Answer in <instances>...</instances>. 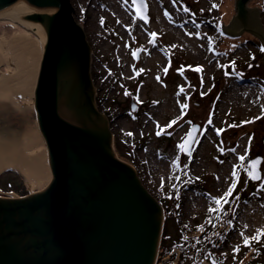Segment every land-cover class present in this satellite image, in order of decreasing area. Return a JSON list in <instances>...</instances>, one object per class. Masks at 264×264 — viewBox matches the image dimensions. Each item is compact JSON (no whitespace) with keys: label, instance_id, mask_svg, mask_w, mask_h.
<instances>
[{"label":"rangeland","instance_id":"1","mask_svg":"<svg viewBox=\"0 0 264 264\" xmlns=\"http://www.w3.org/2000/svg\"><path fill=\"white\" fill-rule=\"evenodd\" d=\"M70 1L91 49L95 105L108 117L114 151L158 198L165 197V242L180 239L190 226H206L214 239L226 235L215 248L226 264H245L261 251L264 264V233L258 232L264 229V161L257 182L250 180L247 162L264 158V43L257 32L224 28L239 0H145L147 24L132 0ZM245 7L258 11L264 36V0ZM4 24L2 38L20 35ZM3 55L0 77L13 69L9 53ZM23 100L0 97V140L15 144L41 133L35 106L31 110V99ZM193 124L200 131L185 154L179 145ZM15 179L19 190L0 188V194L18 198L47 188H30L21 175ZM203 231H188L187 238ZM163 250L160 243L156 264H186L181 251L163 256ZM173 253L179 257L171 260Z\"/></svg>","mask_w":264,"mask_h":264},{"label":"water","instance_id":"2","mask_svg":"<svg viewBox=\"0 0 264 264\" xmlns=\"http://www.w3.org/2000/svg\"><path fill=\"white\" fill-rule=\"evenodd\" d=\"M247 1L237 2L238 13L224 28L257 32L264 43L258 11L245 7ZM17 2L40 13L25 19L41 22L47 34L34 106L53 181L26 197H0V264H156L164 208L114 151L108 117L95 105L91 49L71 1L0 0V10ZM49 6L57 8L52 15ZM134 11L149 23L145 0H136ZM141 53V48L135 52L136 60ZM65 91L78 124L59 113ZM137 107L132 102V110ZM199 131V124L190 127L185 154L192 152ZM257 157L260 179L250 177L254 182L263 176L264 158L252 159Z\"/></svg>","mask_w":264,"mask_h":264},{"label":"bare ground","instance_id":"3","mask_svg":"<svg viewBox=\"0 0 264 264\" xmlns=\"http://www.w3.org/2000/svg\"><path fill=\"white\" fill-rule=\"evenodd\" d=\"M47 9L49 15L57 10L53 6ZM32 14L40 13L22 2L0 10V20H6L2 24H11L12 28L16 29V33L20 34L15 35L9 41L0 36V63L6 51L11 56L13 66L10 76L0 77V97L31 99L30 105L27 106L31 110L34 108V92L47 42L44 25L41 22L25 19L26 16ZM68 101L69 97L65 91L61 94L59 113L65 120L78 124L79 121L75 119L77 117L70 111ZM9 169L18 172L30 188L48 186L52 183L50 157L42 132L28 134L22 142L15 144L0 140V176ZM203 264H208V262L204 261Z\"/></svg>","mask_w":264,"mask_h":264},{"label":"trees","instance_id":"4","mask_svg":"<svg viewBox=\"0 0 264 264\" xmlns=\"http://www.w3.org/2000/svg\"><path fill=\"white\" fill-rule=\"evenodd\" d=\"M118 142L119 141L116 140L117 145L119 144ZM6 174L9 175L10 177H9V179H7L6 184L4 186V189L19 190V187L15 181L16 180L15 177L18 178V175L15 174L14 172H11V171H7L4 175H6ZM12 175H14L15 177H13ZM20 186H21L22 191L27 190L25 183L21 184ZM148 190L158 199L159 202H161L163 204L164 209L168 213V209L166 208L167 204L164 202L165 199H163L165 197L160 198V196H159V198H158L156 193H153L150 190V188H148ZM25 194H27V193H24L22 195H25ZM164 203H165V205H164ZM180 208H181V205H180ZM177 218H181V217L178 216ZM183 225H188V224L184 223L181 226H183ZM192 230H195V231L204 230V231H203V234L198 236V237L194 236L191 238H187L186 233H188V231H192ZM185 231L183 232V237H181L180 239L173 238V242L170 244H167L165 242L166 238H168L167 237L168 234L166 235V231H164V235H163L162 242H161V248H164L163 253H162L163 256H167L174 249H177V250L181 251L180 259H181L182 263L185 262L186 264H200L203 260H207L211 264H214V262H215V264H226V259L222 258V255L215 253V248H216L218 243H224L225 244L227 242V238L225 237L226 235L221 234V235L217 236V239H214V237L212 235V231L209 230L208 227H206V226H204V227H202V226H199V227L190 226ZM250 250H252V248L249 249L247 251V253ZM262 253L263 252L261 251L260 256L262 255ZM260 256L258 255V252H255V253L252 252L250 260L247 261L245 264H260V262L258 260ZM175 258H176V254L173 253L171 255V260H173Z\"/></svg>","mask_w":264,"mask_h":264},{"label":"snow or ice","instance_id":"5","mask_svg":"<svg viewBox=\"0 0 264 264\" xmlns=\"http://www.w3.org/2000/svg\"><path fill=\"white\" fill-rule=\"evenodd\" d=\"M132 2H133V6L135 7V6H136V0H132ZM152 35L155 36L156 33H152ZM179 147L183 149V148H185V144H184V143H181V144L179 145ZM240 159H241V161H243V160H244V157L241 156ZM259 162H260V158H259V157L255 158V159H250V160H249V163H250V165L252 166V168H253L254 170L249 171L248 174H249V176L252 177L253 179H260V177H258V175H257V172L255 171L257 165L259 164ZM233 175H236V173L233 172ZM230 187H231V186H230ZM261 187H264V185H261ZM228 194H229L228 192H225V193H224L225 196H227ZM213 199L216 200L217 203H219V201H220L221 199H223V197H214ZM229 223H231V221H229ZM198 227H199V226H198ZM245 227H247V225H245ZM258 232L264 233V229H259ZM255 238H256V239H259V235H257ZM249 240H250L249 237H245V239L243 240V243H244V244H248V243H249ZM214 264H215V262H214Z\"/></svg>","mask_w":264,"mask_h":264},{"label":"flooded vegetation","instance_id":"6","mask_svg":"<svg viewBox=\"0 0 264 264\" xmlns=\"http://www.w3.org/2000/svg\"><path fill=\"white\" fill-rule=\"evenodd\" d=\"M7 179H9V177H7V176H9V175H4ZM2 178V177H1ZM1 178H0V188H4V186H5V184H3V183H6V181H1ZM2 194H4V192H2ZM2 194H0V197H2V198H15V197H8V196H4V195H2ZM29 194H25V195H23V196H19L18 198H22V197H26V196H28Z\"/></svg>","mask_w":264,"mask_h":264}]
</instances>
